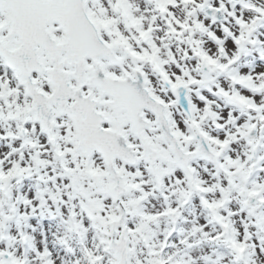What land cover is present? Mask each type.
Segmentation results:
<instances>
[{"label": "snow or ice", "instance_id": "snow-or-ice-1", "mask_svg": "<svg viewBox=\"0 0 264 264\" xmlns=\"http://www.w3.org/2000/svg\"><path fill=\"white\" fill-rule=\"evenodd\" d=\"M0 264H264V0H0Z\"/></svg>", "mask_w": 264, "mask_h": 264}]
</instances>
